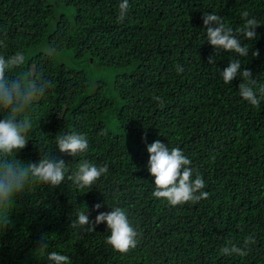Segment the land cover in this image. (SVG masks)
<instances>
[{
    "label": "trees",
    "instance_id": "obj_1",
    "mask_svg": "<svg viewBox=\"0 0 264 264\" xmlns=\"http://www.w3.org/2000/svg\"><path fill=\"white\" fill-rule=\"evenodd\" d=\"M128 2L121 21L122 0H0V54L25 55L9 76L38 72L53 81L28 109L32 126L16 158L29 163L53 154L70 172L82 160L108 166L91 189L67 179L54 188L31 185L0 230V264H48L51 251L71 264H264V100L251 106L239 95V77L225 84L220 76L240 59L264 83V0ZM243 11L261 24L256 39L241 38L248 56L221 50L208 64L215 50L203 13L220 15L235 30ZM49 44L57 48L52 56ZM70 132L86 135L87 152L59 151L56 137ZM155 140L192 161L206 199L173 207L153 197L146 144ZM96 203L102 207L92 211ZM117 206L139 233L127 253L106 243L105 223L92 232L70 227L78 211L94 220ZM250 235L256 243L246 256L220 253ZM41 243L45 252L36 249Z\"/></svg>",
    "mask_w": 264,
    "mask_h": 264
},
{
    "label": "clouds",
    "instance_id": "obj_2",
    "mask_svg": "<svg viewBox=\"0 0 264 264\" xmlns=\"http://www.w3.org/2000/svg\"><path fill=\"white\" fill-rule=\"evenodd\" d=\"M129 8L128 0H122L119 5V19L123 21ZM248 11L241 12L244 24L238 29L226 25L223 18L216 13L204 12L201 19L206 30L207 43L215 52L208 58V64L215 63V56L221 50L234 53L238 57H247L248 44H241V38L252 41L256 39V28L261 26L255 18H249ZM3 41H0V46ZM49 56L57 52L54 44H49L46 49ZM259 55V50L253 51L252 56ZM25 63V55L17 51L12 55L0 54V230L4 231L11 223L9 210L22 197L34 183L59 186L65 179L71 181L76 189H91L92 186L105 174L108 166H97L87 160H82L75 171L68 168L63 159L53 154L45 153L43 158L36 162L24 163L16 158V153L22 150L27 142V134L32 122L27 115L33 103L44 97L53 87V81L47 79L42 73L31 72L19 76H9V72L19 68ZM184 68L177 66V72L182 73ZM225 84H230L237 77L240 78L238 91L240 97L251 106L259 108L264 100V83L257 80L250 69L243 68L240 59H231L228 66L220 73ZM155 101L162 103V98L157 96ZM146 136L142 137V141ZM56 147L61 153L77 156L87 152L89 141L86 135L70 132L56 137ZM148 153L147 170L154 178L155 189L153 197L165 200L170 206H179L185 203H197L206 199L209 193L203 191L205 182L197 173L193 179L194 170L192 161L178 148H169L160 140L146 144ZM86 209L87 206L85 205ZM102 207L100 203L92 206V211ZM70 227L81 231L92 232L96 225L105 223L108 232L106 243L120 253H127L137 246L139 233L128 218L125 209L117 206L107 212H99L91 220L90 212L78 211ZM256 243L254 235L243 241V246H238L229 241V244L220 249L222 255L246 256L250 251L249 245ZM46 243H41L36 249L45 252ZM45 259L48 264H71L67 255L56 251L47 252Z\"/></svg>",
    "mask_w": 264,
    "mask_h": 264
}]
</instances>
